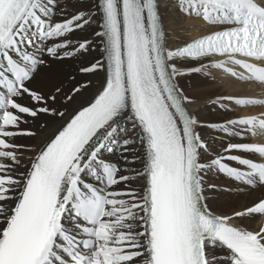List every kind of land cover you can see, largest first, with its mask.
<instances>
[{
    "label": "snow or ice",
    "instance_id": "1",
    "mask_svg": "<svg viewBox=\"0 0 264 264\" xmlns=\"http://www.w3.org/2000/svg\"><path fill=\"white\" fill-rule=\"evenodd\" d=\"M161 3L0 0V264H264V98L180 82L264 96V0Z\"/></svg>",
    "mask_w": 264,
    "mask_h": 264
},
{
    "label": "bare ground",
    "instance_id": "2",
    "mask_svg": "<svg viewBox=\"0 0 264 264\" xmlns=\"http://www.w3.org/2000/svg\"><path fill=\"white\" fill-rule=\"evenodd\" d=\"M166 3L165 0H162L161 3V13L165 20L166 28H173L174 31L170 32L168 34V40L170 43L175 42V36L179 35L181 39H190L192 36H195L198 34L201 29L197 26H190L185 24L184 28L178 29L173 24L174 20V14L173 12H169L166 7H164V4ZM82 4L84 7H88L91 4V0H82ZM91 29H88L87 33H81V36H85L90 34ZM95 55V54H93ZM57 65H53L52 70L48 73V75L54 74V72L57 70ZM63 71L65 72H71L72 67L69 64H64L62 66ZM219 79V74H217ZM47 76L42 75L40 77L41 80L47 81ZM48 78V77H47ZM181 84L185 88L186 91L189 92V94L194 95L197 99V103L190 106V109L195 111L199 116L202 118H206L209 120H216L219 119L217 114L213 112L212 106L207 105L204 101L206 99L214 98L215 95H217L216 92L218 90L223 89L226 91V94H248L256 96L257 98H264V96L261 95V92L259 89H256L254 92L251 90H248L246 88H242L240 86H233V87H227L224 85L223 87L216 82H213L210 78H206L203 76H200L199 74H193L192 76L185 77L181 79ZM67 86V82H66ZM258 110V109H254ZM18 143L23 144H30L32 143L31 140L28 138H20L18 140ZM209 195V202L214 207V209L221 210V209H227L230 204L235 203V193L232 194H214V193H208ZM259 221V218L249 221L250 226H255Z\"/></svg>",
    "mask_w": 264,
    "mask_h": 264
},
{
    "label": "rangeland",
    "instance_id": "3",
    "mask_svg": "<svg viewBox=\"0 0 264 264\" xmlns=\"http://www.w3.org/2000/svg\"><path fill=\"white\" fill-rule=\"evenodd\" d=\"M166 1V3H170L171 2V0H165ZM169 12H172L170 9H168V8H166ZM51 75H53V74H51ZM51 75H48V76H51ZM46 79H48L47 77H46ZM220 84V83H219ZM222 87L224 86L223 84H220ZM217 94H226V91H224L223 89H220V90H218V92H216Z\"/></svg>",
    "mask_w": 264,
    "mask_h": 264
}]
</instances>
